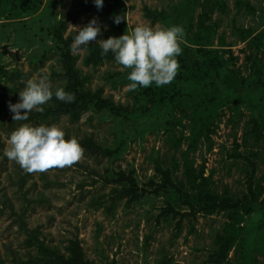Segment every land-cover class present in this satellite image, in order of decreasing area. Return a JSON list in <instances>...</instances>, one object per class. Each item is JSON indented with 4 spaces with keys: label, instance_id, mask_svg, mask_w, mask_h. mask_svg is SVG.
<instances>
[{
    "label": "rangeland",
    "instance_id": "obj_1",
    "mask_svg": "<svg viewBox=\"0 0 264 264\" xmlns=\"http://www.w3.org/2000/svg\"><path fill=\"white\" fill-rule=\"evenodd\" d=\"M26 1L0 0V264L36 254L23 222L61 252L78 236L94 264H264L259 209L238 223L240 213L234 220L227 211L192 215L184 201L205 177L209 188L227 189L247 202L252 164L245 157L256 164L252 188L264 200V0H103L114 5L109 13L98 12L93 0ZM93 18L101 33L89 43L140 23L183 26L174 79L150 85L157 94L168 90V99L146 95L141 87L128 91L130 69L114 59L85 65L84 49L73 53L88 76L86 87L102 88L122 113L91 108L77 121H13L8 105L18 102L28 78L46 73L54 87L65 88L59 48ZM22 123L59 124L66 138L89 135L116 152L108 157L82 151L70 166L29 173L2 155ZM120 171L132 172L146 192L131 203L116 201L110 211L118 184L109 180ZM164 171L176 186L155 192ZM238 226L242 234L219 262L217 235L226 237Z\"/></svg>",
    "mask_w": 264,
    "mask_h": 264
},
{
    "label": "clouds",
    "instance_id": "obj_2",
    "mask_svg": "<svg viewBox=\"0 0 264 264\" xmlns=\"http://www.w3.org/2000/svg\"><path fill=\"white\" fill-rule=\"evenodd\" d=\"M93 3L99 9L103 0H93ZM113 22L119 24L121 16L116 15ZM100 33L101 26L95 18L91 19L78 29L70 49L73 52L86 49L89 41ZM184 43L182 25L150 23L137 24L118 37L109 36L97 41L101 57L111 52L116 64L130 69L126 77L130 83L125 85L128 91H134L138 87L147 88L152 84L159 87L171 82L179 68L177 57L181 54V45ZM18 97V102L8 105L9 111L13 113V121H27L32 111L43 112V105L53 97L66 103H71L75 98L63 86L54 87L46 73L28 78L18 92ZM82 151L78 139L74 136L66 138L65 131L59 124L22 123L9 134L2 155L31 173L42 172L52 166H70L79 160Z\"/></svg>",
    "mask_w": 264,
    "mask_h": 264
},
{
    "label": "trees",
    "instance_id": "obj_3",
    "mask_svg": "<svg viewBox=\"0 0 264 264\" xmlns=\"http://www.w3.org/2000/svg\"><path fill=\"white\" fill-rule=\"evenodd\" d=\"M10 2H16L17 0H5ZM20 2L27 6L28 2L26 0H20ZM239 4H242L239 2ZM223 4L222 8L224 9ZM29 12L34 11V6L29 2ZM100 13H109L113 11L114 5L110 2H104L101 8L94 6ZM148 14L152 15L151 12ZM64 24L57 28V32L62 31ZM61 36V34H60ZM71 38L65 39L63 46L59 48L61 55V64L63 69V76L66 80L65 91L72 92L74 94V100L71 103H66L59 101L53 97L45 105H43V112L32 111L29 113L28 120L36 123H41L42 121H55L61 116H68L71 120H79L84 112L93 108L98 111L103 109H109L114 115H120L122 113L123 107L117 105L110 98L104 97L103 89H90L86 87V81L88 80L87 75H83L82 70L77 65L78 56L73 53L70 49ZM100 48L97 43H89L86 48V53L83 57V63L85 65L97 66L103 64L106 61H110L113 58V54L109 52L106 56H100ZM214 63V62H213ZM221 65V63H219ZM229 81V80H227ZM146 95H156L157 91L151 86L143 88ZM162 94H157L160 101L165 102L168 99V90L163 89L160 91ZM201 98L206 96L205 93H200ZM204 102L203 99H201ZM83 152L90 153L92 155H103L112 156L115 154L114 149L103 147L98 143L92 136L85 135L78 139ZM244 156V155H242ZM251 164V176L249 179V197L247 202L235 195L229 193L226 189L223 193H218V191L209 188L204 182L205 177H202V181L194 185L195 193L193 195L187 194L184 200L190 207L192 215L196 213H206L212 214L219 211H227L228 215L234 220L239 214L238 223L242 221L244 215L251 214L254 210L259 209L262 212V223L258 228L257 243L260 240H264V200H259L254 189L252 188L253 182L252 177L255 173L257 167L256 164L250 160L249 157H245ZM165 174L164 181L161 185L154 188L155 192L160 190H167L168 185L171 184L176 186L175 183L170 179L169 172L164 171ZM203 176V175H202ZM109 180V179H108ZM196 180V179H195ZM109 182L117 183L118 187H114L112 194V205L110 211H112L116 201L123 198L127 202L131 203L135 200L140 199L145 195L146 189L139 187L132 172L128 174L125 171H120L116 178H112ZM196 182V181H195ZM173 210V209H172ZM26 232H28L27 243L29 246L36 248V254L29 256L26 261H16L14 264H94L89 258H87L84 247L82 245L81 239L78 236H74L68 240V244L65 247V251L61 252L56 247L47 244L39 236V231L37 229H29L26 223L21 224ZM242 234L241 228H235L226 237L220 234L216 237L217 248L214 251V255L217 257L219 262H223L233 244L238 240V236ZM242 244L245 246V240H241ZM247 254V253H245Z\"/></svg>",
    "mask_w": 264,
    "mask_h": 264
}]
</instances>
